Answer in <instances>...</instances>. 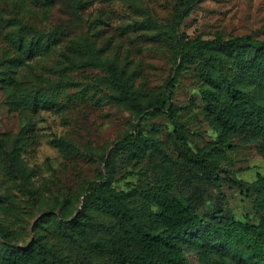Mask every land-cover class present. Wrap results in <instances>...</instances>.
Here are the masks:
<instances>
[{
	"label": "rangeland",
	"instance_id": "rangeland-1",
	"mask_svg": "<svg viewBox=\"0 0 264 264\" xmlns=\"http://www.w3.org/2000/svg\"><path fill=\"white\" fill-rule=\"evenodd\" d=\"M182 9L180 0H0V222L20 248L44 244L80 264L60 226L84 211L87 232L77 238L83 246L104 241L113 254H89L96 264H116L115 251L131 249L139 235L132 223L121 228L97 194L87 199L93 181L105 180L104 193H118L137 222L156 230L163 226L153 215L156 199L173 196L188 199L209 223L219 210L243 222L263 218L264 197L255 182L264 174V141L251 131L227 133L203 92L228 100L226 75L264 104V60L253 71L245 49L240 59L220 49L221 40L237 36L264 42V0H193L179 34L184 43L208 45L181 59L175 19ZM33 35L52 49L19 57L20 39ZM109 61L117 62L143 104L162 97L180 61L171 102L190 148L210 166L189 158L167 115L136 118L135 108L107 80ZM37 90L54 104L34 112L26 100ZM141 121V143L118 149L120 138ZM29 124L38 141L32 154L19 147ZM104 155L111 156L109 164ZM195 240L183 246L184 256L203 264ZM2 250L0 241V264Z\"/></svg>",
	"mask_w": 264,
	"mask_h": 264
},
{
	"label": "trees",
	"instance_id": "trees-1",
	"mask_svg": "<svg viewBox=\"0 0 264 264\" xmlns=\"http://www.w3.org/2000/svg\"><path fill=\"white\" fill-rule=\"evenodd\" d=\"M180 1L183 9L179 11L175 19V38L179 46V56L182 59L187 55L200 52L208 43L205 41L184 43L182 41L179 29L185 17L190 14L193 0ZM52 47L51 42L45 43L40 36L33 35L28 41L20 39L19 57L34 58L50 51ZM220 49L237 59H240L238 57L245 49L251 56L249 67L253 71H256L264 60V42L248 36L223 39L220 42ZM89 50L93 57L92 62H98L96 51L94 52L91 48ZM180 61L175 62L173 76L170 77L162 97L149 104L138 101L131 85L120 75L116 61L107 62L109 71L107 80L119 92L120 100L135 108L137 119L141 118L143 121L150 116L167 115L175 125L177 138L186 148L189 158L195 164L208 167L211 165L210 161L203 154L195 153L190 148L182 123L179 121V115L171 102L172 88L175 86V76L178 74ZM208 75L213 82L216 81L214 77ZM224 79L228 100H221L212 91L203 92V97L215 120L227 133L242 134L251 131L264 141V104L256 102L249 91L237 86L235 79L226 75ZM29 97L26 104L34 112L42 105L54 104L45 93L39 90L31 93ZM142 121L136 124L134 130L125 133L120 138L117 143L118 149L129 148L141 143L143 134L139 128ZM21 133L20 150L30 154L34 153L38 146L34 126L27 125ZM64 143L69 144L66 139ZM223 143L229 146L231 144L230 139L223 140ZM102 160L109 164L111 156L104 155ZM216 179L218 184L219 177L216 176ZM104 183L105 180L91 182L88 189L91 193L87 199L97 194L96 199L119 218L121 228H126L129 223H132L139 235L137 239H132L131 249L115 251L116 264H192L186 260L183 246L193 238L196 239L194 242L201 247L204 254L203 264H264V216L258 224H255L236 219L232 211L224 214L219 210L209 223L186 198L178 196L157 198L156 203L159 208L153 215L163 226L156 230L137 222L132 211L123 204L118 193H104L102 191ZM255 190L264 197V174L262 173L257 175ZM84 213L80 211L73 220L63 222L60 226L61 235L65 239L66 246L73 250L81 260L80 264H96L89 251L108 250L110 254L114 251L102 240L98 244L82 245L76 233L81 235L87 232V224L81 219ZM0 241L3 244L2 264H50V262L71 264L67 256L59 255L44 244H38L37 249L33 244L20 248L21 246L12 240L9 228L2 222H0ZM48 257H50V262L47 261Z\"/></svg>",
	"mask_w": 264,
	"mask_h": 264
}]
</instances>
